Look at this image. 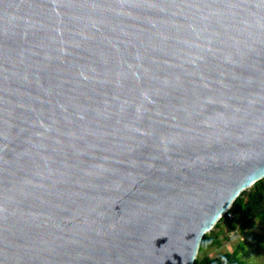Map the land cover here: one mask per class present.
I'll return each instance as SVG.
<instances>
[{
	"label": "water",
	"instance_id": "95a60500",
	"mask_svg": "<svg viewBox=\"0 0 264 264\" xmlns=\"http://www.w3.org/2000/svg\"><path fill=\"white\" fill-rule=\"evenodd\" d=\"M264 178V0H0V264H193Z\"/></svg>",
	"mask_w": 264,
	"mask_h": 264
},
{
	"label": "rangeland",
	"instance_id": "374dc122",
	"mask_svg": "<svg viewBox=\"0 0 264 264\" xmlns=\"http://www.w3.org/2000/svg\"><path fill=\"white\" fill-rule=\"evenodd\" d=\"M233 214L231 220L221 218L206 234L215 238L217 244L200 248L196 259L235 252L245 264H264V222L257 216Z\"/></svg>",
	"mask_w": 264,
	"mask_h": 264
},
{
	"label": "trees",
	"instance_id": "16d2710c",
	"mask_svg": "<svg viewBox=\"0 0 264 264\" xmlns=\"http://www.w3.org/2000/svg\"><path fill=\"white\" fill-rule=\"evenodd\" d=\"M233 211L240 212L247 217L257 216L264 222V178L256 182L251 188L243 191L233 203ZM221 220V219H220ZM217 244L215 238L204 235L200 248ZM193 264H245L239 260L235 252L217 254L213 257L204 256L195 259Z\"/></svg>",
	"mask_w": 264,
	"mask_h": 264
},
{
	"label": "built area",
	"instance_id": "2783aa9c",
	"mask_svg": "<svg viewBox=\"0 0 264 264\" xmlns=\"http://www.w3.org/2000/svg\"><path fill=\"white\" fill-rule=\"evenodd\" d=\"M234 217L232 208H230L222 218L226 219V220H231Z\"/></svg>",
	"mask_w": 264,
	"mask_h": 264
}]
</instances>
